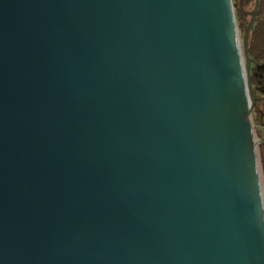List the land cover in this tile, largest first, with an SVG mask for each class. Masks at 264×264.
<instances>
[{"label": "water", "instance_id": "95a60500", "mask_svg": "<svg viewBox=\"0 0 264 264\" xmlns=\"http://www.w3.org/2000/svg\"><path fill=\"white\" fill-rule=\"evenodd\" d=\"M257 7L0 0V264H264Z\"/></svg>", "mask_w": 264, "mask_h": 264}, {"label": "trees", "instance_id": "16d2710c", "mask_svg": "<svg viewBox=\"0 0 264 264\" xmlns=\"http://www.w3.org/2000/svg\"><path fill=\"white\" fill-rule=\"evenodd\" d=\"M255 0H233L236 24L240 35L246 28ZM248 54L251 58L250 76L255 105L252 123L260 139L264 138V0H258L257 14L248 36ZM258 151L264 176V142L259 141Z\"/></svg>", "mask_w": 264, "mask_h": 264}, {"label": "rangeland", "instance_id": "374dc122", "mask_svg": "<svg viewBox=\"0 0 264 264\" xmlns=\"http://www.w3.org/2000/svg\"><path fill=\"white\" fill-rule=\"evenodd\" d=\"M239 36H240V46H242L240 33H239ZM253 128H254V125H253ZM254 138L257 141L256 150H257V156H258L259 176H260V182H261L263 199H264V176H263V171H262V166L260 163V157H259V151H258V143H259L260 137L256 134L255 129H254Z\"/></svg>", "mask_w": 264, "mask_h": 264}]
</instances>
